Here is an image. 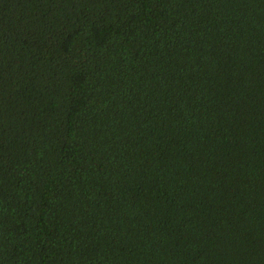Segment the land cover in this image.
<instances>
[{
  "label": "trees",
  "instance_id": "1",
  "mask_svg": "<svg viewBox=\"0 0 264 264\" xmlns=\"http://www.w3.org/2000/svg\"><path fill=\"white\" fill-rule=\"evenodd\" d=\"M0 264H264V0H0Z\"/></svg>",
  "mask_w": 264,
  "mask_h": 264
}]
</instances>
